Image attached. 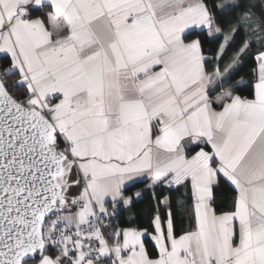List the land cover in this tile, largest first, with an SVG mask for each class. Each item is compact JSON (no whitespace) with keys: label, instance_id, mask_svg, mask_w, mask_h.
Masks as SVG:
<instances>
[{"label":"snow or ice","instance_id":"6c2138e0","mask_svg":"<svg viewBox=\"0 0 264 264\" xmlns=\"http://www.w3.org/2000/svg\"><path fill=\"white\" fill-rule=\"evenodd\" d=\"M0 264H264V0H0Z\"/></svg>","mask_w":264,"mask_h":264},{"label":"trees","instance_id":"16d2710c","mask_svg":"<svg viewBox=\"0 0 264 264\" xmlns=\"http://www.w3.org/2000/svg\"><path fill=\"white\" fill-rule=\"evenodd\" d=\"M225 0H208L209 5L213 4H221L224 3ZM231 2V0H228ZM47 11V9H44ZM232 12L228 11H220L217 9L218 18L226 21L230 18ZM33 16L41 15L40 10H34L32 13ZM199 34L200 38L203 40V47L211 51H206L205 54L209 55L215 52L217 41L214 37H207V30H195L192 31V34L188 36V39L196 38V35ZM255 67V61L251 55L245 58L242 63V66L238 68V70L232 75L229 83L233 81L239 82V87L234 89V91H238L239 94L243 96H249L252 89L253 81V68ZM9 80L14 79V77H8ZM147 182L144 180H140L138 182L130 183L124 189L125 194H130L134 190H141V196L139 198H133L129 205L124 206L117 212L115 217V225L119 227H138V228H146L149 232L152 231L150 227V221L154 215V209L156 207V200L153 196L152 190L146 187ZM157 192L159 189L156 190ZM183 195H186L185 190L183 188L177 190H173L171 192V198L173 201V209L175 210L179 203H183ZM234 195V190L232 186L228 184H223L219 188L216 189V204L217 206H223L227 208L232 200ZM176 226L177 230H183L188 227V219L186 213L177 212L176 213ZM145 242L148 245V250L151 254H155L154 247L151 245L149 239L145 237Z\"/></svg>","mask_w":264,"mask_h":264},{"label":"crops","instance_id":"0c3cea01","mask_svg":"<svg viewBox=\"0 0 264 264\" xmlns=\"http://www.w3.org/2000/svg\"><path fill=\"white\" fill-rule=\"evenodd\" d=\"M219 91V90H218ZM218 94V92H214V93H212V95L213 96H215V95H217ZM140 180H144V181H146L147 182V184H146V187H147V185H148V180L146 179V178H137L136 180H134V181H131V182H128L126 185H125V187L127 186V185H130V183H133V182H138V181H140ZM141 190H134L132 193H130V194H125L124 193V195L126 196V197H131V200L133 199V198H139L140 196H141ZM136 193H140V195L139 196H137L136 195ZM131 202V201H130ZM121 228H124V227H121ZM131 228H138V227H135V226H132ZM144 229V228H143Z\"/></svg>","mask_w":264,"mask_h":264},{"label":"built area","instance_id":"2783aa9c","mask_svg":"<svg viewBox=\"0 0 264 264\" xmlns=\"http://www.w3.org/2000/svg\"><path fill=\"white\" fill-rule=\"evenodd\" d=\"M210 55H211V54H210ZM123 207H124V206H123ZM123 207H121V208H123ZM121 208H120V209H121ZM120 209H119V210H120ZM119 210H118V212H119ZM115 217H116V215H115ZM115 217L112 219V226H113V227H116L115 222H114ZM118 227H119V226H118ZM110 230H111V229H109V231H110Z\"/></svg>","mask_w":264,"mask_h":264}]
</instances>
